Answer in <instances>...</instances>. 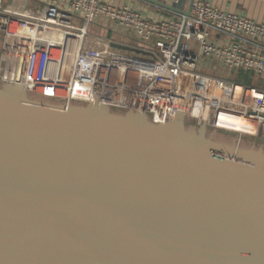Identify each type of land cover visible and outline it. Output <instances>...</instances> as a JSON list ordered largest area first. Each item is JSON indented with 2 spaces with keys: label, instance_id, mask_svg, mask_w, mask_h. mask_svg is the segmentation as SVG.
Listing matches in <instances>:
<instances>
[{
  "label": "water",
  "instance_id": "1",
  "mask_svg": "<svg viewBox=\"0 0 264 264\" xmlns=\"http://www.w3.org/2000/svg\"><path fill=\"white\" fill-rule=\"evenodd\" d=\"M197 122L0 82V264H264V143Z\"/></svg>",
  "mask_w": 264,
  "mask_h": 264
},
{
  "label": "built area",
  "instance_id": "2",
  "mask_svg": "<svg viewBox=\"0 0 264 264\" xmlns=\"http://www.w3.org/2000/svg\"><path fill=\"white\" fill-rule=\"evenodd\" d=\"M4 7L0 81L37 95L93 102L264 140V89L201 71L211 62L264 80V24L194 0L190 14L152 20L114 0H33ZM179 3L181 0H173ZM106 23L127 42L96 38ZM114 45L124 47L116 48ZM258 84V83H257Z\"/></svg>",
  "mask_w": 264,
  "mask_h": 264
},
{
  "label": "crops",
  "instance_id": "3",
  "mask_svg": "<svg viewBox=\"0 0 264 264\" xmlns=\"http://www.w3.org/2000/svg\"><path fill=\"white\" fill-rule=\"evenodd\" d=\"M191 1L181 0L179 3H175L173 0H114V3L117 6H132L147 18L160 20L173 17L169 11L187 13L191 7ZM210 2L223 11L248 17L264 24V0H210ZM109 26L112 28L113 25L109 23ZM260 81L264 80L258 77V85H260Z\"/></svg>",
  "mask_w": 264,
  "mask_h": 264
},
{
  "label": "rangeland",
  "instance_id": "4",
  "mask_svg": "<svg viewBox=\"0 0 264 264\" xmlns=\"http://www.w3.org/2000/svg\"><path fill=\"white\" fill-rule=\"evenodd\" d=\"M4 7H7L9 5H13L16 9H24V8H29V9H37L39 8V4L33 0H2ZM107 27H104L103 25H94L89 29V34H88V40L92 41L95 40L96 38H109V39H114L119 42H127V39H125L123 33L124 31H121L120 28L117 26L113 25L112 28L109 26L108 23H106ZM2 40H3V35L0 34V58H1V53H2ZM201 71L207 75L211 76H216V77H222L228 81H234L236 79L235 74H231V72L213 62L209 64H202L201 66ZM1 82V81H0ZM255 83H258L256 80ZM260 86H264V81H260ZM264 89V88H263ZM239 139L243 140H248V141H253V142H262L264 143V140L261 138L254 139L251 137H242Z\"/></svg>",
  "mask_w": 264,
  "mask_h": 264
},
{
  "label": "trees",
  "instance_id": "5",
  "mask_svg": "<svg viewBox=\"0 0 264 264\" xmlns=\"http://www.w3.org/2000/svg\"><path fill=\"white\" fill-rule=\"evenodd\" d=\"M235 81H237L239 84H243L246 86L257 85L259 88L263 89L260 85L255 83V81H256L255 78H253L251 75L246 74V73H238L236 75Z\"/></svg>",
  "mask_w": 264,
  "mask_h": 264
}]
</instances>
